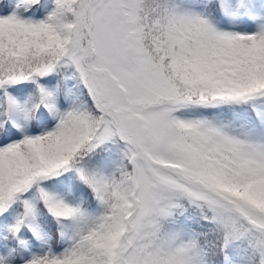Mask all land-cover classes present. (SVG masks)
Listing matches in <instances>:
<instances>
[{"label": "snow or ice", "instance_id": "obj_1", "mask_svg": "<svg viewBox=\"0 0 264 264\" xmlns=\"http://www.w3.org/2000/svg\"><path fill=\"white\" fill-rule=\"evenodd\" d=\"M0 264H264V0H0Z\"/></svg>", "mask_w": 264, "mask_h": 264}]
</instances>
